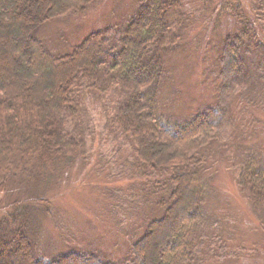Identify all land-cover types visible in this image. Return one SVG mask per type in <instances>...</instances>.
<instances>
[{
    "label": "trees",
    "instance_id": "1",
    "mask_svg": "<svg viewBox=\"0 0 264 264\" xmlns=\"http://www.w3.org/2000/svg\"><path fill=\"white\" fill-rule=\"evenodd\" d=\"M96 2L100 0H0V264H62L70 257L86 256L69 252L44 262L38 258L37 242L41 222L49 217L48 206L54 203L50 196L45 200L44 194L60 190L65 173L83 161L88 151L85 132L78 124L82 86L97 100L115 96L113 110L104 113V129L116 144L126 143L132 149L125 163L131 178L118 192H132L129 197L134 204L147 207L140 215L139 227H146L140 235L136 225L128 228V233L135 235L129 241L139 257L135 264H202L212 246L200 239L193 242L184 230L174 229L167 237L171 229H166V221H172L176 211L179 215L185 210L190 217L201 212V196L197 194L203 184L199 179L208 173L204 162L207 155V163L211 157L205 154L203 143L207 137L212 142L216 134L208 123L210 106L201 102L178 121L179 132L204 127L194 134L201 137L192 135L184 141L188 143L185 152H189L184 159L170 150L181 142L167 136L157 121L160 117L170 119L161 112L166 111L161 101L162 86L171 82L166 79L169 72L165 55L182 39L189 22L192 25L196 20L188 12L203 11L206 0H193L190 8L184 0H137V7L121 22L88 32L71 48L54 47L60 55L43 45L39 38L45 23L69 12L77 17ZM207 2L213 12L227 19L229 26L210 48L217 61H210L205 71L213 65L210 75H224L227 86L219 89L228 87L227 101L234 93L232 102L240 109L258 104L264 108L263 103L255 101L261 92L256 85H262L264 79V0ZM112 29L117 30L119 38L109 42L106 33ZM41 58L46 61L45 73L37 67ZM202 76L203 84L208 77ZM217 103L221 113H228V125H233L237 119L229 113L230 103L226 108ZM242 155L243 161L233 167L239 174L238 185L252 204L264 206V152L253 148ZM102 157L91 160L90 171L96 174L100 168L108 172V160ZM94 160L98 162L95 168ZM93 172L91 176H95ZM104 183L113 189L116 175L111 174ZM43 200L48 205L44 210L38 205ZM29 201L33 202L30 206ZM103 205L99 203L100 208ZM164 238H169L165 241L169 245L166 252L159 248ZM109 262L101 260L100 264Z\"/></svg>",
    "mask_w": 264,
    "mask_h": 264
},
{
    "label": "rangeland",
    "instance_id": "2",
    "mask_svg": "<svg viewBox=\"0 0 264 264\" xmlns=\"http://www.w3.org/2000/svg\"><path fill=\"white\" fill-rule=\"evenodd\" d=\"M136 1L100 0L96 2V5L88 7L87 12L80 13L77 17H71L73 12H69L63 17L45 23L40 28L39 39L44 46L52 49L56 55H60L62 53L54 47L71 48L88 32L104 29L110 23L121 22L137 7ZM192 3L193 0H184L188 8ZM206 4L207 7L203 11L188 12L196 20L192 25L189 22L187 28L182 31V39L165 55V66L167 73L169 72L166 79L167 82L169 80L171 82L162 86L161 101L167 112L164 110L161 112L170 119L160 117L157 125L165 130L167 136H174V139L181 142L182 145H177L175 149L170 148V150L175 151V156L181 155L183 159L189 153L185 152L188 143L184 144V141L189 140L204 127L194 126L186 132H179L181 124L178 121L201 102L208 103L210 106L207 112L208 123L215 128L213 133L216 134L212 142H208L207 137L203 143V146H206L205 154L207 155L208 152L211 157L207 163V155L204 162L208 167L206 169L208 173L199 179L200 184H203L201 193L197 194L201 196V212L198 216L190 217L186 215L185 210H180L183 212L179 215L176 211L177 215L172 221H166V229H171L169 233L166 232V236H171L174 229L175 231L184 230L191 235L188 236L193 242L200 239L204 243H209L213 250L202 264H264V206L258 207L248 200L247 194L241 190L242 186L238 185L239 174L233 168L243 161L241 152L242 156L245 150L249 152L253 148L264 152V108H260L257 103V107L242 108L245 112L240 113L241 106L232 102L234 93L231 94L233 96L230 103L226 96L229 94L226 89L228 87L219 89L227 84V80L224 81V75L222 74L219 78L220 72H212L210 75L213 65L208 66L207 72L205 71L210 61L211 64L217 61L214 62L216 57L210 48L229 26L224 16H219L212 11L207 0ZM251 10L255 14L254 9L251 8ZM106 37L109 42L117 41L119 34L116 29H112L106 33ZM107 59L110 60L111 57ZM39 60H37L39 62L37 67L40 68L41 73H45L46 61L43 58ZM202 74L208 77L203 84L201 83L203 82ZM215 74L217 77L214 79ZM173 81L176 83L172 84ZM256 86L261 92L259 91L255 101L264 104V79L262 85ZM217 93L222 95L219 96ZM253 95L254 93L252 98ZM79 96L78 124L85 132V144L88 151L83 161L71 168V172L65 173L60 190L56 189L54 194H51L52 191L44 194L45 200H49L50 196L54 201L53 205L48 206L47 201L44 200L38 203L39 208L42 207L43 210L45 205L50 208L49 217L41 222L42 229L37 239L38 258L48 262L59 254L77 252L86 256L70 257L62 264H100L101 260H108L110 264H135L139 257L135 254L134 245L131 246V242L129 243L135 235L129 234L128 228L136 225L135 230L140 235L139 231L145 227V225L139 227L142 219L140 215L147 207L143 208L142 204L136 206L134 200L129 197L132 192H118L119 189L127 186L131 178V172L128 166L126 168L125 163L131 158L132 149L131 146L127 147L126 143L117 141L116 144L114 140L107 137L108 134L104 129V113L113 110L115 96L111 94L105 101L97 100L86 91L85 86L79 89ZM103 103L104 108H102ZM216 103L223 108L230 103L228 104L229 113L235 114L237 119L233 125H228L229 119L225 118L228 113H221ZM255 118L259 119V122H253ZM245 126L247 132L244 131ZM224 153H227L229 157ZM102 155L108 160V172L99 168L95 174L89 170L90 162L93 158L103 159ZM163 159L165 158L160 157V160ZM97 164L98 162L94 160L93 168L98 166ZM91 172L95 176H91ZM111 174L116 175V184L113 189L112 185H109V188L107 187L109 183H104ZM98 183L101 185L98 186ZM133 188L136 189L137 185ZM135 191L137 190L133 191L134 194H136ZM2 199L3 193H0V201ZM100 202L105 204L102 208L99 207ZM41 209L39 214L43 212ZM160 215L159 212L158 219ZM167 239L164 238L159 243V248L165 252L169 247L165 242ZM190 264H198V261Z\"/></svg>",
    "mask_w": 264,
    "mask_h": 264
}]
</instances>
